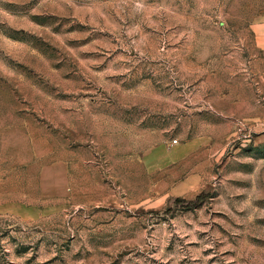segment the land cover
<instances>
[{"label": "rangeland", "instance_id": "rangeland-1", "mask_svg": "<svg viewBox=\"0 0 264 264\" xmlns=\"http://www.w3.org/2000/svg\"><path fill=\"white\" fill-rule=\"evenodd\" d=\"M263 15L0 0V264H264Z\"/></svg>", "mask_w": 264, "mask_h": 264}, {"label": "crops", "instance_id": "crops-1", "mask_svg": "<svg viewBox=\"0 0 264 264\" xmlns=\"http://www.w3.org/2000/svg\"><path fill=\"white\" fill-rule=\"evenodd\" d=\"M253 29L255 31L257 44L264 48V15L256 21V23L253 25ZM154 150L158 151L157 153L160 152V156L154 157L153 154H155V152H152L145 159V163L148 168L153 170L159 169L171 163H175L180 160L183 155H185V148H180L178 145H172L171 147L160 145Z\"/></svg>", "mask_w": 264, "mask_h": 264}, {"label": "built area", "instance_id": "built-area-1", "mask_svg": "<svg viewBox=\"0 0 264 264\" xmlns=\"http://www.w3.org/2000/svg\"><path fill=\"white\" fill-rule=\"evenodd\" d=\"M174 143H177L178 142V140L177 139H174V141H173Z\"/></svg>", "mask_w": 264, "mask_h": 264}]
</instances>
